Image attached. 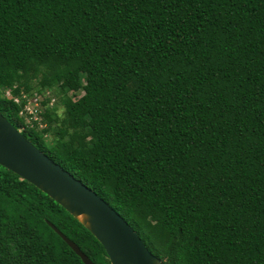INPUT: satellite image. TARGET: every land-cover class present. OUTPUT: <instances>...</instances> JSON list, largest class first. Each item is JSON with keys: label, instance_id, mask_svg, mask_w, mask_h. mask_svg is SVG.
Listing matches in <instances>:
<instances>
[{"label": "trees", "instance_id": "16d2710c", "mask_svg": "<svg viewBox=\"0 0 264 264\" xmlns=\"http://www.w3.org/2000/svg\"><path fill=\"white\" fill-rule=\"evenodd\" d=\"M0 112L164 264H264V0H0ZM48 221L112 264L0 164V264H85Z\"/></svg>", "mask_w": 264, "mask_h": 264}, {"label": "water", "instance_id": "95a60500", "mask_svg": "<svg viewBox=\"0 0 264 264\" xmlns=\"http://www.w3.org/2000/svg\"><path fill=\"white\" fill-rule=\"evenodd\" d=\"M0 164L34 184L79 220L103 244L112 264H164L120 213L34 145L1 112ZM48 222L85 264H95L76 242Z\"/></svg>", "mask_w": 264, "mask_h": 264}, {"label": "built area", "instance_id": "2783aa9c", "mask_svg": "<svg viewBox=\"0 0 264 264\" xmlns=\"http://www.w3.org/2000/svg\"><path fill=\"white\" fill-rule=\"evenodd\" d=\"M28 100H29V102H28V109H32L33 107L39 105V101H38L37 98L34 100V102L31 101L30 98Z\"/></svg>", "mask_w": 264, "mask_h": 264}, {"label": "rangeland", "instance_id": "374dc122", "mask_svg": "<svg viewBox=\"0 0 264 264\" xmlns=\"http://www.w3.org/2000/svg\"><path fill=\"white\" fill-rule=\"evenodd\" d=\"M8 92H9V90H8ZM25 95H23L25 98H27V99H29V98H32L34 95H35V93L34 94H27V93H24ZM50 94L48 93V96H49ZM50 103H54V97H53V99H52V101L50 102Z\"/></svg>", "mask_w": 264, "mask_h": 264}]
</instances>
